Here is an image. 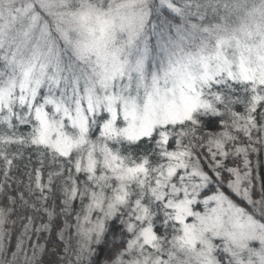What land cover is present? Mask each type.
Listing matches in <instances>:
<instances>
[{
    "label": "snow or ice",
    "instance_id": "1",
    "mask_svg": "<svg viewBox=\"0 0 264 264\" xmlns=\"http://www.w3.org/2000/svg\"><path fill=\"white\" fill-rule=\"evenodd\" d=\"M0 264H264V0H0Z\"/></svg>",
    "mask_w": 264,
    "mask_h": 264
}]
</instances>
